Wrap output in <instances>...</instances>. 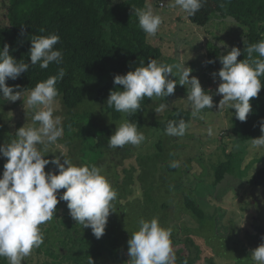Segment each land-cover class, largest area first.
<instances>
[{"label": "rangeland", "instance_id": "obj_1", "mask_svg": "<svg viewBox=\"0 0 264 264\" xmlns=\"http://www.w3.org/2000/svg\"><path fill=\"white\" fill-rule=\"evenodd\" d=\"M148 2L162 17L158 33L154 37L149 36L150 43L160 47L162 51L163 55L158 63L190 67L193 69L191 75L199 79L202 88L215 93L219 78L215 77L214 82L213 73L207 77L204 74L208 46L210 44L219 50L220 56L226 55L232 47L239 48L242 45L244 28L231 18L223 19L219 16L214 17L206 28H200L188 21L186 12L175 5V0ZM161 2L164 6L157 7ZM6 6V0H0V25L7 23ZM169 79L175 78L170 75ZM176 82L179 83V77H176ZM92 86L97 88L100 85H86L84 101L77 108L84 115L85 118L82 119L87 125V128H83L82 138L79 141L72 140L73 144L78 141V146H68L60 140L64 139L63 130V136L55 144H49L46 151L43 145L38 147L43 154L49 153V158L46 157L49 160L60 157L61 163L66 158L76 165H95L103 169L102 174L117 194L112 202L114 212H110L108 226L122 252L113 262L131 264L127 241L138 230L141 218L150 220L156 217L162 227L172 230V236H176V239L188 238L189 243L195 245L196 251L201 252V260L195 264H207L204 260L211 255L215 264H256L251 259V251L264 242L254 238L252 234L255 226L264 230V189L250 185L247 180L264 165V148L253 147L251 142H244L239 148L235 146L236 141L229 123L230 112L228 109L219 112L217 107L222 96L213 95L212 109H203L196 117H191L189 128L182 137L169 136L161 130L151 129L150 124L153 120L163 119L176 108L191 111L186 100L188 86L177 84L174 94L166 98L154 97L147 110L141 114V132L143 131L145 140L136 146L125 145L123 149L126 154L132 149L131 158L122 161V166L117 167L115 163L124 156L119 153L121 147L114 148L109 153L90 152L89 156H85L89 141L83 138L88 129L94 134L107 125L114 134L116 126L125 120L124 113H121L118 120H112L108 113L101 115L99 106L94 103L96 89L91 91ZM27 94L24 93L22 98L25 104L22 99L11 102L0 97V145L6 144L7 139L9 142L15 139L19 128L33 124L32 116L38 108L26 105ZM160 104H166L167 107L157 113L155 110ZM53 108L54 116L61 117L62 126L66 115L57 99ZM99 116L101 117L98 119ZM209 129L212 130V135H209ZM78 130L79 127L71 135ZM159 141L162 149L157 146ZM235 150L237 155L232 172L221 183L215 184L212 166ZM138 154L139 160L136 161ZM172 161H179V167H170ZM51 166L54 170V166ZM132 172L133 184L129 189L123 184V180ZM120 174L121 177L117 179ZM137 176H143L141 183ZM64 191L59 190L61 194ZM187 199L193 200L202 212L201 219L186 211ZM56 211L59 216L66 215L69 212L67 203H58ZM195 249H192V255L196 254ZM43 254L44 252L32 249L22 264H28L31 260L32 264L38 260L44 262Z\"/></svg>", "mask_w": 264, "mask_h": 264}, {"label": "clouds", "instance_id": "obj_2", "mask_svg": "<svg viewBox=\"0 0 264 264\" xmlns=\"http://www.w3.org/2000/svg\"><path fill=\"white\" fill-rule=\"evenodd\" d=\"M175 5L190 17L200 10L202 0H175ZM133 11L138 17L139 27L154 37L160 29L162 17L150 6ZM30 41V63L14 59L7 44L0 50V93L7 101L21 100L25 89L20 85L9 87L6 80H16L32 65L39 64L41 69H47L50 63L59 65L63 62L62 52L55 48L60 43L57 34L33 35ZM246 51L248 56L242 61H238L241 51L237 47L219 57L222 68L212 74L214 82L216 76L220 80L215 93L202 88L199 79L191 75L193 69L190 67L149 59L146 66L141 60L134 71L114 77V85L122 86V90H110L106 103L116 112L131 115L140 110L145 97L166 98L174 94L177 84L187 85L186 100L193 117L205 108L211 109L214 106L213 95H220L219 112L235 110V118L246 122L252 112L250 100L257 97L264 87L260 80L264 76V39L248 46ZM253 53L258 56L254 58ZM207 63L213 64L215 60ZM65 74V70L59 68L57 75L37 83L28 92L26 105L38 108L32 116L33 124L19 128L15 139L0 145V157L7 159L0 176V257L5 258L8 264H22L32 249L44 242L40 225L53 219L61 201L67 203L70 217L84 228H91L97 239L105 234L110 212H114L112 202L117 194L102 174L101 167L76 165L66 158L61 163L60 157L45 159L46 155L38 147L43 145L46 151L49 144H55L63 136L61 117L54 116L53 104L59 96L57 81L62 80ZM170 75L175 79H169ZM176 77H179V83ZM166 107V104H160L155 112H162ZM188 128L189 124L184 119L169 121L165 134L182 137ZM260 131L262 135L259 138L250 139L253 147L264 148V119L260 121ZM208 133L212 135V130L209 129ZM144 140L137 123L124 120L109 137V147L136 146ZM236 147L239 148V144ZM49 164L54 166V170L45 172ZM170 167H179V161H172ZM61 189L65 190L62 194L59 192ZM138 224V230L127 241L131 264H176L170 238L172 230L162 227L156 217L150 220L141 218ZM251 259L256 264H264V243L251 251ZM89 264H93L91 259Z\"/></svg>", "mask_w": 264, "mask_h": 264}, {"label": "trees", "instance_id": "obj_3", "mask_svg": "<svg viewBox=\"0 0 264 264\" xmlns=\"http://www.w3.org/2000/svg\"><path fill=\"white\" fill-rule=\"evenodd\" d=\"M6 3L7 23L0 25V50L4 44L9 45V53L17 61L30 63L28 54L33 35L57 34L60 37V43L55 48L63 54L61 64L50 63L47 69H41L39 64L32 65L16 80H6V85L9 87L20 85L25 89L24 93H28L37 83L46 80L49 76L57 75L59 68H63L66 74L62 80L57 81L59 96L56 99L66 115V120L62 124L64 139L60 140L68 146L76 144V148L82 138L83 128H87L82 119L84 115L77 110L84 101L86 85H100L97 88L90 87L91 91L96 89L94 103L99 106L101 115L108 113L112 120H118L121 113L109 108L106 103L110 90H122V86L114 85V77L134 71L135 67L140 66L141 60L146 66L149 59H156L159 62L162 58L161 48L150 43L149 36L139 27L138 17L133 11L136 8L149 6L148 0H6ZM217 16L223 19L231 18L245 29V31L243 29L242 45L239 47L241 56L238 57V61L247 58L248 46L264 39V0H202V7L194 16L189 17L186 13L188 21L200 28H206ZM208 51L205 77L214 72L218 73L222 68L219 62V50L209 44ZM257 56V53H253L254 58ZM209 60H215V63L208 64ZM260 80L264 84V76H261ZM153 98L145 97L141 101L140 110L136 113L131 115L124 113L125 120L137 123L140 132L141 114L147 110ZM250 103L252 112L246 122L237 120L233 114L235 110H229L232 136L239 146L262 135L260 121L264 119V87L257 97L250 100ZM211 109L205 108L204 111ZM191 117L190 110L176 108L167 113L163 119L153 120L150 128L165 132L169 121L178 122L184 119L189 123ZM78 127V132L71 135ZM103 127L94 134L88 129L87 135L83 138L89 141L88 147L85 148V156H89L90 152L113 151L114 148L109 147V137L113 132L107 125ZM73 139L78 141L73 144ZM6 142L9 143L8 139ZM157 144L159 149H162L160 141ZM121 148L119 153L124 156L121 161L115 163L117 167L122 166V161L131 158L132 149L130 148V152L126 154L125 149ZM224 149L225 146L223 151ZM44 155H46L45 159L49 158L48 152H44ZM236 155V150L230 152L225 155L224 160L212 166L215 184L221 183L225 176L232 172ZM138 156L140 155L136 156V161L139 160ZM6 162V158L0 157V176ZM45 170H53L51 164L47 165ZM132 174L133 172L123 180V184L129 189L133 184ZM120 177L121 174L117 179ZM142 177L137 176L139 183ZM247 182L264 189V165L255 171ZM185 203L186 211H189L193 217L201 219L203 214L193 200L187 199ZM40 228L44 242L33 250L44 252L45 260L44 262L38 260L35 264H89L90 259L93 264H117L113 261L122 252L112 236L108 223L105 234L97 239L92 234L91 228L77 224L70 217L69 212L59 216L55 211L53 219L40 225ZM252 236L264 242L261 239L264 237V230L260 226L254 227ZM170 238L176 255V264H185V262L195 264L201 260V252L196 251L195 245L191 242L190 244L188 238L176 239V236L172 235ZM192 249H195V255H192ZM204 261L207 264H215L212 255ZM31 262L32 260L28 264H32ZM0 264H8V261L0 257Z\"/></svg>", "mask_w": 264, "mask_h": 264}, {"label": "built area", "instance_id": "obj_4", "mask_svg": "<svg viewBox=\"0 0 264 264\" xmlns=\"http://www.w3.org/2000/svg\"><path fill=\"white\" fill-rule=\"evenodd\" d=\"M163 6H164V3L163 2L159 3V7L160 8H162Z\"/></svg>", "mask_w": 264, "mask_h": 264}, {"label": "water", "instance_id": "obj_5", "mask_svg": "<svg viewBox=\"0 0 264 264\" xmlns=\"http://www.w3.org/2000/svg\"><path fill=\"white\" fill-rule=\"evenodd\" d=\"M203 34H205V33L203 32Z\"/></svg>", "mask_w": 264, "mask_h": 264}]
</instances>
